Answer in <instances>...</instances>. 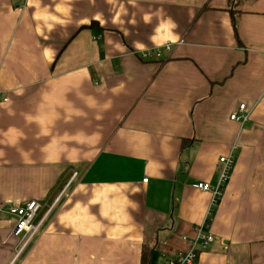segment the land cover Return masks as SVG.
Listing matches in <instances>:
<instances>
[{"label": "crops", "instance_id": "1", "mask_svg": "<svg viewBox=\"0 0 264 264\" xmlns=\"http://www.w3.org/2000/svg\"><path fill=\"white\" fill-rule=\"evenodd\" d=\"M231 151L195 264H264V0H0V264L185 251ZM68 182L14 260L9 205Z\"/></svg>", "mask_w": 264, "mask_h": 264}, {"label": "built area", "instance_id": "2", "mask_svg": "<svg viewBox=\"0 0 264 264\" xmlns=\"http://www.w3.org/2000/svg\"><path fill=\"white\" fill-rule=\"evenodd\" d=\"M172 48L173 43L168 42L162 46L143 51L140 54V58L143 60L161 59L163 57V52H169ZM3 99L7 101L8 97H4ZM240 109L241 111H244L245 104H241ZM231 118L234 120L245 121L248 118V115L243 113H233ZM219 164V176L215 184L203 181L193 184L194 187L209 192L211 196L204 219L196 227L197 233L191 239L190 248L185 251H178L173 256H167L163 261H160L157 264H195L201 251L215 240V236L210 232L209 228L214 213L223 198L225 188L231 179V174L235 165V156L232 151L226 155H222L219 158ZM76 174L77 172L74 171L72 179L75 178ZM147 179L148 178H145L144 180L147 181ZM70 182H68L63 189H60L53 197L46 200L40 201L37 199H31L25 202H14L9 205V213L14 217L12 234L19 239L14 260L22 255L31 241L40 232L45 219L55 210ZM165 256L166 255H164V257Z\"/></svg>", "mask_w": 264, "mask_h": 264}, {"label": "trees", "instance_id": "3", "mask_svg": "<svg viewBox=\"0 0 264 264\" xmlns=\"http://www.w3.org/2000/svg\"><path fill=\"white\" fill-rule=\"evenodd\" d=\"M90 25L93 28H98L99 27L97 22H92ZM143 261H144V264H149L150 263V261H151V253L150 252H145L143 254Z\"/></svg>", "mask_w": 264, "mask_h": 264}, {"label": "rangeland", "instance_id": "4", "mask_svg": "<svg viewBox=\"0 0 264 264\" xmlns=\"http://www.w3.org/2000/svg\"><path fill=\"white\" fill-rule=\"evenodd\" d=\"M156 260H161V257H160L159 259L156 258ZM163 260H164V259H163ZM163 260H161V261H163Z\"/></svg>", "mask_w": 264, "mask_h": 264}]
</instances>
